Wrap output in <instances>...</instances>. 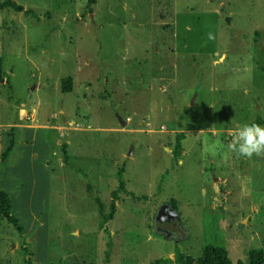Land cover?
Wrapping results in <instances>:
<instances>
[{"label": "rangeland", "instance_id": "obj_1", "mask_svg": "<svg viewBox=\"0 0 264 264\" xmlns=\"http://www.w3.org/2000/svg\"><path fill=\"white\" fill-rule=\"evenodd\" d=\"M15 1L33 13L0 10V151L17 140L0 183L19 207L26 187L28 215L12 210L36 264L264 251V157L228 148L238 125L264 127V0ZM167 203L169 238L154 228ZM22 238L3 224L1 264H24Z\"/></svg>", "mask_w": 264, "mask_h": 264}, {"label": "trees", "instance_id": "obj_2", "mask_svg": "<svg viewBox=\"0 0 264 264\" xmlns=\"http://www.w3.org/2000/svg\"><path fill=\"white\" fill-rule=\"evenodd\" d=\"M95 3V0H89L88 4ZM4 8H11L17 12H24L26 14L33 13L32 9H24V7L15 0H1L0 1V10ZM2 78V60L0 59V79ZM71 78H65L61 80V88L63 91L69 92L71 91ZM2 133V128L0 127V136ZM9 145L5 149V151H0V162L4 159L8 158L10 152L13 147L17 143V140L14 136V128H11L9 131ZM183 138V134H179L178 139L176 141L175 147L172 149V153L175 158H179L181 152V139ZM120 186L123 187V183L120 182ZM117 200V194L113 192L112 194V206L111 211L107 214H103V221L108 222L112 217L113 205H115V201ZM174 206L173 203L170 204ZM102 212L103 209L100 208ZM5 218L6 221L16 230L18 235H23L22 242L18 248V252L22 255L24 264H36L34 259V249L33 243L28 240L29 236L24 235V228L20 225L18 218L15 216L12 210V200L8 192L2 189L0 184V226L1 219ZM174 261L178 264H233L230 260L226 249L223 247L213 246V245H204L202 247L201 256L198 258H194L190 255H186L185 253L178 252L174 255ZM167 260L165 259H155L149 264H165ZM237 264H243L238 262ZM248 264H264V251H250L248 253Z\"/></svg>", "mask_w": 264, "mask_h": 264}, {"label": "clouds", "instance_id": "obj_3", "mask_svg": "<svg viewBox=\"0 0 264 264\" xmlns=\"http://www.w3.org/2000/svg\"><path fill=\"white\" fill-rule=\"evenodd\" d=\"M207 35L209 40L215 38L211 32ZM228 148L244 158L264 157V127L254 122L238 125Z\"/></svg>", "mask_w": 264, "mask_h": 264}, {"label": "crops", "instance_id": "obj_4", "mask_svg": "<svg viewBox=\"0 0 264 264\" xmlns=\"http://www.w3.org/2000/svg\"><path fill=\"white\" fill-rule=\"evenodd\" d=\"M26 109H24V111H25ZM21 111H23V110H21ZM27 111V110H26ZM34 113V112H33ZM31 116H33V114L31 113L30 114ZM23 120H25V119H23ZM71 123V122H70ZM30 130H31V128H30ZM30 130H28V133H27V136H33V134L32 133H30ZM20 132V131H19ZM17 134H19V133H17ZM35 135V134H34ZM17 136V135H16ZM16 145V144H15ZM27 154H28V151L26 152ZM29 168H30V164H28V162H26V163H24V167H23V172H25L27 175H31L32 173L31 172H29ZM20 170H21V167H20ZM20 173H21V171H20ZM29 173V174H28ZM22 176H24V178L25 177H27L24 173H22ZM27 183V182H26ZM1 184V183H0ZM2 187V186H1ZM25 190H26V187H23L22 189H20V197H22V205L19 207V205L18 206H16L15 205V202L13 201L12 202V204H13V209H14V211H15V213H19L20 214V216L21 215H25V217L28 215V214H24L22 211L24 210V207H25V198H24V192H25ZM22 195V196H21ZM12 200V199H11ZM15 206V207H14ZM23 217V216H22ZM18 221H19V223H20V225H24L25 223H24V221H22L21 220V218L18 216ZM5 223H7V224H9L7 221H6V219L5 218H2L1 219V226H0V228L3 226V224H5ZM39 223H37L36 224V226L38 225ZM24 228V232H23V234L25 235V234H30V232L29 233H26V231L28 230V229H26L25 227H23ZM15 230V229H14ZM16 231V230H15ZM18 234V233H17ZM20 236V235H19ZM32 236V235H31ZM30 236V237H31ZM29 237V238H30ZM33 243V242H32ZM35 245V244H34ZM20 246V245H19ZM14 246H12V250H11V252H9L8 253V255L9 256H14L16 253V251H14ZM1 257V256H0ZM0 262L2 263V261H1V259H0ZM0 263V264H1Z\"/></svg>", "mask_w": 264, "mask_h": 264}, {"label": "water", "instance_id": "obj_5", "mask_svg": "<svg viewBox=\"0 0 264 264\" xmlns=\"http://www.w3.org/2000/svg\"><path fill=\"white\" fill-rule=\"evenodd\" d=\"M2 79H0L1 81ZM122 122V125L125 124V121L120 119ZM166 148V147H165ZM167 219V221H171L174 218H177L179 220L178 214L175 211V209L173 208V206H171L170 204H163L160 209L157 211L156 216L154 218V223L157 222H162L164 219ZM155 228V227H154ZM156 231L160 234H165L164 231L161 228H155ZM167 237V236H166Z\"/></svg>", "mask_w": 264, "mask_h": 264}, {"label": "flooded vegetation", "instance_id": "obj_6", "mask_svg": "<svg viewBox=\"0 0 264 264\" xmlns=\"http://www.w3.org/2000/svg\"><path fill=\"white\" fill-rule=\"evenodd\" d=\"M178 222H179V220L177 218H174L171 221H167V219L165 218L162 222H160V224L154 223V225H155L154 227L155 228H161L165 233L164 235L169 238V235H171V236L174 235V230H173L172 226H176Z\"/></svg>", "mask_w": 264, "mask_h": 264}, {"label": "built area", "instance_id": "obj_7", "mask_svg": "<svg viewBox=\"0 0 264 264\" xmlns=\"http://www.w3.org/2000/svg\"><path fill=\"white\" fill-rule=\"evenodd\" d=\"M21 113H22L23 116H25L26 120H30L31 119V115L28 114L26 111L23 110V111H21Z\"/></svg>", "mask_w": 264, "mask_h": 264}]
</instances>
